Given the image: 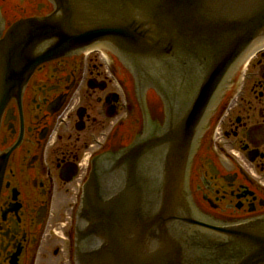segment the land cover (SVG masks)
Here are the masks:
<instances>
[{
	"label": "water",
	"instance_id": "95a60500",
	"mask_svg": "<svg viewBox=\"0 0 264 264\" xmlns=\"http://www.w3.org/2000/svg\"><path fill=\"white\" fill-rule=\"evenodd\" d=\"M51 2L0 39V102L42 61L102 46L164 107L154 129L93 163L75 212L74 264H264V215L208 223L187 184L210 109L264 41V0Z\"/></svg>",
	"mask_w": 264,
	"mask_h": 264
},
{
	"label": "flooded vegetation",
	"instance_id": "af4514ba",
	"mask_svg": "<svg viewBox=\"0 0 264 264\" xmlns=\"http://www.w3.org/2000/svg\"><path fill=\"white\" fill-rule=\"evenodd\" d=\"M52 8L50 0H0V39L18 19ZM163 119L160 96L107 49L39 63L0 102V264H73L75 211L93 163ZM187 184L208 223L264 215V48L210 109Z\"/></svg>",
	"mask_w": 264,
	"mask_h": 264
},
{
	"label": "rangeland",
	"instance_id": "374dc122",
	"mask_svg": "<svg viewBox=\"0 0 264 264\" xmlns=\"http://www.w3.org/2000/svg\"><path fill=\"white\" fill-rule=\"evenodd\" d=\"M153 101V100H152Z\"/></svg>",
	"mask_w": 264,
	"mask_h": 264
}]
</instances>
